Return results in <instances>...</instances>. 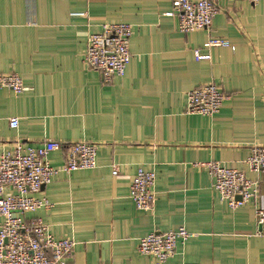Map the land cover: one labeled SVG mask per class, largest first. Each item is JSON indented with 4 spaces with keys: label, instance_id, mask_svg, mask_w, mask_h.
Listing matches in <instances>:
<instances>
[{
    "label": "crops",
    "instance_id": "0c3cea01",
    "mask_svg": "<svg viewBox=\"0 0 264 264\" xmlns=\"http://www.w3.org/2000/svg\"><path fill=\"white\" fill-rule=\"evenodd\" d=\"M216 4L211 31L183 34L172 0H0V73L19 75L26 88L0 89V149L49 140L98 146L95 169L60 173L37 196L52 207L24 216L76 242L63 264H154L139 240L179 228L196 237L166 264H264L256 202L231 209L203 167L242 170L259 182L264 207V173L245 164L264 147V0ZM106 23L133 27L126 74L111 84L83 62L88 36ZM211 36L231 47L205 49ZM196 49L210 60H196ZM210 83L229 96L221 111L187 114L188 93ZM65 155L52 153L51 165L62 167ZM139 169L156 173L151 211L130 198Z\"/></svg>",
    "mask_w": 264,
    "mask_h": 264
},
{
    "label": "built area",
    "instance_id": "2783aa9c",
    "mask_svg": "<svg viewBox=\"0 0 264 264\" xmlns=\"http://www.w3.org/2000/svg\"><path fill=\"white\" fill-rule=\"evenodd\" d=\"M235 1V0H230ZM257 5L263 0H241ZM173 10L169 13L178 22V30L183 34L197 31H211L219 14L216 0H172ZM133 27L125 23H106L99 33L88 36L83 62L89 70L101 73L105 84L123 77L131 61L130 49ZM205 49L231 47L228 40L210 37ZM196 60H210V54L201 49L194 51ZM10 89L19 95L26 91L22 78L15 74L0 73V89ZM229 96L215 83L205 84L188 93L186 113L212 117L218 114ZM11 129H17L19 119L12 118ZM66 149L65 162L55 168L49 156ZM98 146L91 142L62 144L46 141L40 147L16 142L13 147L0 149V264H63L69 259L76 242L69 239L57 240L50 227L40 218L26 219L42 209H50L52 204L37 197L43 188L50 185L60 173L93 170L97 167ZM253 173H264V147H253L245 161ZM213 179V188L220 200L236 210L256 202V216L264 223V207L260 194V184L247 177L245 172L232 169L220 162L203 165ZM119 170L114 166L113 175ZM156 173L139 169L130 188V198L137 209L151 211L156 194L154 186ZM196 235L185 228L161 234L152 233L139 240V253L154 259V264H166L177 254L179 244H185ZM197 264V263H185Z\"/></svg>",
    "mask_w": 264,
    "mask_h": 264
}]
</instances>
